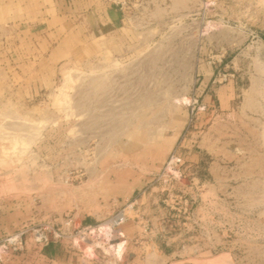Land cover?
I'll use <instances>...</instances> for the list:
<instances>
[{
	"label": "rangeland",
	"instance_id": "rangeland-1",
	"mask_svg": "<svg viewBox=\"0 0 264 264\" xmlns=\"http://www.w3.org/2000/svg\"><path fill=\"white\" fill-rule=\"evenodd\" d=\"M119 9L61 60L0 13V264H264V0Z\"/></svg>",
	"mask_w": 264,
	"mask_h": 264
},
{
	"label": "crops",
	"instance_id": "crops-1",
	"mask_svg": "<svg viewBox=\"0 0 264 264\" xmlns=\"http://www.w3.org/2000/svg\"><path fill=\"white\" fill-rule=\"evenodd\" d=\"M14 6L22 14H35L33 19L40 23L43 36L52 37V54L58 60L71 56L72 45L86 47L98 39H108L111 31L123 30L126 23L123 11L105 0H0V13H4L5 19L16 17L12 14ZM72 14L81 16L74 23L75 28H72ZM94 19L98 23L95 26ZM81 23L84 27L80 29ZM81 30L84 41L80 38Z\"/></svg>",
	"mask_w": 264,
	"mask_h": 264
},
{
	"label": "built area",
	"instance_id": "built-area-1",
	"mask_svg": "<svg viewBox=\"0 0 264 264\" xmlns=\"http://www.w3.org/2000/svg\"><path fill=\"white\" fill-rule=\"evenodd\" d=\"M113 4L119 6V8H123L126 5V0H110ZM114 223L115 224H120L123 222V220L125 219L124 217V212L120 211L116 214L115 218H114Z\"/></svg>",
	"mask_w": 264,
	"mask_h": 264
},
{
	"label": "bare ground",
	"instance_id": "bare-ground-1",
	"mask_svg": "<svg viewBox=\"0 0 264 264\" xmlns=\"http://www.w3.org/2000/svg\"><path fill=\"white\" fill-rule=\"evenodd\" d=\"M106 236V235H105Z\"/></svg>",
	"mask_w": 264,
	"mask_h": 264
}]
</instances>
